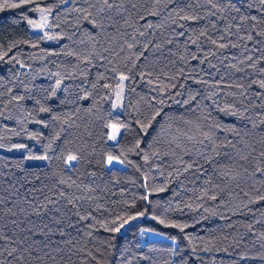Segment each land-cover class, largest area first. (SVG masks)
Listing matches in <instances>:
<instances>
[{"label": "trees", "instance_id": "trees-1", "mask_svg": "<svg viewBox=\"0 0 264 264\" xmlns=\"http://www.w3.org/2000/svg\"><path fill=\"white\" fill-rule=\"evenodd\" d=\"M110 3L114 7L99 16L96 13L101 0H37L35 4L0 11V145L26 148L24 155L0 152V195L6 200L5 207L15 205L13 211L27 209L25 198L39 204L45 197L57 198L60 191L69 196L91 197L77 207L81 215L91 212L95 219L81 221L70 215L75 227L68 228L65 220L61 227L67 235L52 237L56 241L53 248L72 241L56 256V264H264V201L258 199L264 196V175L255 171L258 166L264 167V158L260 157L264 151V125L260 124L264 118V89L252 84L253 80L264 79V37L256 34L264 24L252 33L254 41L239 38L246 35V30L252 31L247 20L238 33L219 41L229 24L236 32L234 25L241 23V15H257L258 20H264V15L258 14L259 0H231L239 12L230 7L218 11L207 0H161L159 5L153 0ZM226 3L227 0H213L218 6ZM249 3L255 7L249 8ZM36 7L52 9L47 33L59 39L47 40L44 34L30 31L21 14L37 20L39 13L32 11ZM79 9H87L92 16L85 20ZM150 12L158 15H149ZM213 12L216 15H211ZM195 14L203 18L181 19ZM92 19L103 27L94 28L89 22ZM126 20L131 27L125 24ZM201 31L218 43L237 47L217 49L200 36ZM181 32L184 34L179 35ZM198 36L196 44L189 42V37ZM128 44L134 47L129 49ZM194 55L205 62L192 59ZM132 56L140 59L130 61ZM251 64L255 67H249ZM179 69L207 81L197 85L181 77L177 89L172 90L183 93L175 97L178 100L199 92L191 107H200L193 112L188 105L168 102L164 108L167 117H157L145 133L137 121L145 123L159 107L152 97H161L147 83L148 77L142 79L141 74L152 72L155 77L162 72L175 74ZM121 73L133 78L125 82L124 107L117 113L112 108L111 88L106 85L116 87ZM161 80L167 82L162 76ZM218 81L223 91L215 96L219 88L214 85ZM180 83H184L183 89L179 88ZM236 83L245 86V96H240L241 90L228 87ZM230 92H236V97L227 95ZM208 95L221 106L235 103L244 112L241 118L211 111L213 122L239 129V135L217 133L218 143L230 140L235 148H220L221 154L209 163L200 160L201 172L190 170L177 177L174 168L179 167L182 172V166L175 157L164 155L170 151L169 137L166 132L161 134V127L167 130L169 126H181V116L195 119L207 114L211 100L204 97ZM117 121L128 127L122 129L117 142L111 143L107 125ZM252 123L257 127L253 128ZM33 134L36 138H32ZM156 151L162 159L153 156ZM72 154L79 160L68 168L64 161ZM108 155L123 163L107 164ZM145 155L149 157L147 161ZM28 156H47L48 161L27 165ZM241 156L248 159L241 160ZM221 172H230L236 178L221 176ZM60 180L74 184L68 187L59 184ZM159 188L166 190L154 191ZM205 191L207 196L203 195ZM145 195L148 200L143 199ZM212 195L217 200L208 199ZM198 196L203 198L197 199ZM64 204L61 200L62 211L70 212L71 206L65 209ZM140 212L145 215L135 219L126 234L108 231L97 223L137 216ZM49 215L59 218V214ZM14 218L5 215L0 223ZM29 218L37 223L43 219L49 226L57 227L47 216ZM161 219L165 224L160 223ZM173 221L192 226L181 232L168 226ZM150 232L163 237L149 238L146 233ZM206 248L212 250L205 251ZM45 264L52 262L46 260Z\"/></svg>", "mask_w": 264, "mask_h": 264}, {"label": "snow or ice", "instance_id": "snow-or-ice-1", "mask_svg": "<svg viewBox=\"0 0 264 264\" xmlns=\"http://www.w3.org/2000/svg\"><path fill=\"white\" fill-rule=\"evenodd\" d=\"M37 0H0V11H4L6 9H16L21 8L26 4H35ZM174 2V0H172ZM209 4H212L213 8H217L219 11L220 9H226L228 7L234 9L236 12H239L240 9L236 8L234 4L231 3V0H227L226 4H213V0H207ZM239 2V0H238ZM153 3L155 5H159L161 3V0H153ZM260 8L258 10V14L264 15V0H259ZM243 6V5H242ZM92 7H95V5H92ZM114 7V3H110V0H101V6L99 7L97 11V16H99L101 13H104L108 9H112ZM135 7V5H133ZM249 8L255 7L253 4H248ZM32 11H35L40 14L38 20L28 19L26 15L21 14V18L26 20L28 25L31 26L33 29H45L50 27L48 17L51 14L52 9L51 8H41L36 7L32 9ZM78 11L84 13L83 18L85 20H88L90 16H92V13L88 11L87 9H79ZM175 11V9L173 10ZM182 11V10H181ZM149 15H158V13L150 12ZM211 15H216L215 12L211 13ZM141 19H144L143 16L140 17ZM203 17L199 14L195 15H185L181 17L183 20H200ZM223 18V17H222ZM235 19V18H233ZM241 23H237L234 25L236 32L232 31L233 25L229 24L228 27H226L223 30V34L219 36V41H224L225 36H233L236 33H238L242 26L243 21H249L252 26V31L248 32L246 30V35L240 36V40H247V41H254L255 38L253 36V32H256L257 26L260 24H264V20H258L257 15H249L244 16L241 15L239 17ZM91 25H93L94 28H102L103 24L99 23L96 19H92L89 21ZM176 21H173L175 23ZM125 24L128 26H132L129 21H125ZM148 27H152L151 24L148 25ZM180 27H183V25H180ZM215 27V25H213ZM143 35V33H140ZM184 33L181 32L179 35H183ZM259 37H264V28H261L259 32L256 33ZM200 36L205 37L207 41L216 46L217 49H225L228 47H237L235 44L231 43H218L217 39H213L211 36L208 35L207 32L201 31ZM44 39L47 40H56L60 37L58 36H52L49 35L47 32L44 33L43 36ZM199 36L195 39H192L189 37V42L192 44H196L199 40ZM171 43V41H169ZM127 47L129 49H132L134 47L133 44H128ZM146 47V46H145ZM258 51V49H256ZM215 53H212L214 55ZM4 55H7V53H4ZM141 56L143 53L140 54ZM207 53L205 54V59L207 57ZM0 59H3V56H0ZM140 56H132L129 57V60H139ZM183 59V58H182ZM192 59L198 60L199 63L203 64L205 62L204 59H199L197 56H192ZM248 60H252V56L247 57ZM243 63V61H241ZM136 65L133 63V68H135ZM209 67H214V65L209 64ZM231 67H236L235 65H231ZM249 67H255V64L249 65ZM240 71L241 69H237ZM115 71V70H114ZM129 72L132 71V69L128 70ZM198 71V70H193ZM262 72H264V69H261ZM161 76L164 78L165 82H162ZM161 76H155L153 77L152 72L142 73L141 78L148 77L147 83L153 85V90L159 92L160 99L156 100V97H152V100L156 102V104L159 106L153 114L150 116V118L145 122L141 123L140 121H137L140 128L146 133L147 129L152 126L153 121H156L157 117H161L162 119L167 117V113L164 111V108L166 106V103L171 102L175 103L180 106L188 105L190 107V110L193 112H196L197 108L200 107L199 104L196 105L195 108H192L191 105L194 101L197 100V97L200 95L199 92L196 93H190L186 99H175L176 96H182L183 93L180 91H176L173 93V89H177L178 82L181 77L184 78L185 82L187 80H192L194 84L200 85L205 84L207 81L204 79H197L194 76L186 75L184 73L183 69H179L177 73L171 74L169 72H162ZM131 75H126L124 73H121L118 76V84L116 87H112L111 85H106V87L111 88L112 96L115 98L116 102L112 104V108H123L124 107V99H125V82L132 80ZM221 81H218L214 87H218L219 91L215 92L213 95L219 96L220 93L223 91V88H220ZM252 84H259L261 89H264V79L259 80H253ZM57 88L60 87V83H57ZM185 87L184 83L179 84V88L183 89ZM228 87H235L240 91V96H245V86L241 83H236L235 85H228ZM248 87H251V84L248 85ZM54 94V93H53ZM227 95H230L232 97H236V92H230L227 93ZM261 95V94H257ZM18 99H23V97H20ZM205 100H211V106L210 110L207 112V114L203 116H197L195 119H185L183 116L179 117L180 125L175 128L169 126L167 130L162 126L161 127V134L168 135L169 139L167 141L168 147L170 149L169 152H165L164 155L168 156L171 155L175 157L179 161V165L182 166V172L179 167L174 168V173L177 177L182 175L183 173H187L190 170H194L196 172H201L203 170L202 165L200 163V160H203L205 163H209L211 160H213L216 156H219L221 153L218 151L220 148H224L225 146H230L232 148H235V145L232 144L230 140H225L223 143H218V136L217 133L223 132V133H234L236 135H239V129L237 127L228 126L219 122H213V120L210 119L211 117V111L214 109L217 113H223L228 116H234V117H244V112H241L239 108L236 107L235 103H225L223 106L218 104L216 100L212 99L211 95L205 96ZM41 111H50V109H41ZM2 114V113H0ZM249 121H251V117H248ZM260 124L264 125V118L260 119ZM108 128L111 129V134L108 135L109 140H117V137L121 133V129H127L128 125L124 124L121 121H117L115 123H110L107 125ZM252 127L255 128L257 125L255 123H252ZM32 138H36L33 134ZM2 147V145H0ZM16 147H25L24 145H18ZM139 147V145H137ZM227 155V153H225ZM239 155V154H238ZM153 156H155L157 159H162V156L160 155L159 151H156L153 153ZM187 156L188 160H185L184 157ZM260 157L264 158V151L260 153ZM28 159H44L47 160V156L42 157H28ZM145 161L149 159L147 155L144 157ZM241 160H247L248 157L241 156ZM79 157L77 155H68L65 158V166L68 168H71L72 163L74 161H78ZM117 163H123L122 160H120L118 157H114L112 155H108L106 158L107 164L111 165L113 162ZM243 171L246 173L247 169L244 168ZM257 173H260L264 175V167H256L255 170ZM163 175V173H161ZM173 175V173H169V176ZM221 176H228L231 179H235L236 177L232 175L230 172H221ZM59 184H67L68 187H72L73 184H69L68 181L60 180L58 182ZM11 187V186H10ZM79 187V186H77ZM147 184H145V188L147 189ZM217 189L219 188V185L215 186ZM165 188H159L155 189L154 191H165ZM90 192L91 189H88ZM204 196H207L208 193L205 191ZM203 197L198 196L197 199H202ZM85 199H91L90 196L87 197H75V196H69L66 192L60 191L58 194V197L53 199L51 197H45L43 201H41L39 204L34 203L31 200H28L25 198L24 203L27 205V209H30L28 211L24 207H20L18 211H13V207H5L6 200L5 198L0 195V222L4 220L5 215H10L12 217H16L14 219L9 220L7 223H0V264H45L46 260L51 261L52 264H56V256L60 255L64 252V246L71 245L72 241H66L64 244H57L55 248L52 247L53 244L56 243L52 239L53 236L59 235L61 237H64L67 235V232L61 225L65 223V220H67V227L73 228L75 225L72 223L71 219L69 218L70 215H75L79 220L85 221L91 219H95L92 217L91 212L86 213L85 215L80 214V209L77 207L78 204L82 200ZM143 199L148 200V195H145ZM208 199L210 200H217L216 195L208 196ZM260 201H264V196H260L258 198ZM61 200L65 201V204L63 207L65 209L68 208V206H71L70 212H64L61 208ZM252 202V201H250ZM51 206V207H50ZM134 206V205H133ZM186 207H191V205H185ZM177 209H179V205L176 206ZM199 207H203V205H199ZM207 211V209H205ZM55 213L59 214V218H57V215H49V213ZM35 215L36 217H45L47 216L48 219L51 221L52 224L56 225L57 227H51L49 226V223H46L43 219H41L38 223L33 222L29 217ZM144 212L138 213L137 216H129L127 218L124 217H117L115 220L111 221H97V223L100 225V227L105 228L108 231L111 232H120V230L125 226V224H128L129 221L137 219L139 216H144ZM161 224H165V220H160ZM9 225H11V228H9ZM23 225V226H22ZM111 225V226H110ZM95 225H91L90 227H94ZM168 226L174 227L179 229L181 232H183L186 228L191 227L192 225L187 223H179V222H171ZM249 228H251V225H249ZM7 229V231H6ZM9 232H11V235H9ZM90 234V233H89ZM264 235V234H262ZM189 240H191V237H187ZM174 239V238H173ZM211 248H206L205 251H211ZM225 251H227L225 249ZM89 256L92 255L91 252L88 253ZM243 258V257H242Z\"/></svg>", "mask_w": 264, "mask_h": 264}, {"label": "rangeland", "instance_id": "rangeland-1", "mask_svg": "<svg viewBox=\"0 0 264 264\" xmlns=\"http://www.w3.org/2000/svg\"><path fill=\"white\" fill-rule=\"evenodd\" d=\"M39 16H40V14H39ZM48 20H49V25H50V17H48ZM27 26L30 29V31L35 32V33H42V34L47 32V29L49 28L48 27V28H45L43 30H41V29H33V28H31L30 25H28V23H27ZM115 102H116V100L114 98V102L113 103H115ZM122 110H123V108L114 109V111L117 112V113H121ZM121 132H122V129H121ZM109 134H111V129H110V133ZM119 137H120V135L117 137V140H115V141L109 140V141L111 143H115V142L118 141ZM0 152L1 153H6V154H12V155H24L25 152H26V148L25 147H0ZM28 157H30V156H28ZM28 157H26V159H25V162H26L27 165H42V164L47 163V161H48V159L47 160H44V159H28ZM40 157H42V156H40ZM146 235L149 238H162L163 237L161 234L152 233V232L146 233Z\"/></svg>", "mask_w": 264, "mask_h": 264}, {"label": "water", "instance_id": "water-1", "mask_svg": "<svg viewBox=\"0 0 264 264\" xmlns=\"http://www.w3.org/2000/svg\"><path fill=\"white\" fill-rule=\"evenodd\" d=\"M134 224H135V220L129 221V223L125 224V226L120 230V232L122 234H126Z\"/></svg>", "mask_w": 264, "mask_h": 264}]
</instances>
